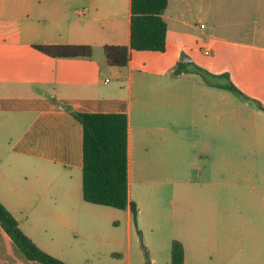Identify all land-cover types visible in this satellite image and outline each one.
I'll use <instances>...</instances> for the list:
<instances>
[{"label": "crops", "instance_id": "1", "mask_svg": "<svg viewBox=\"0 0 264 264\" xmlns=\"http://www.w3.org/2000/svg\"><path fill=\"white\" fill-rule=\"evenodd\" d=\"M162 18L164 52L132 51L128 65L117 68L106 63L103 47L129 45L131 0H0V143L8 145L0 203L37 247L65 264L73 249L49 232L76 234L89 210L82 197V126L72 112L127 116L128 199L137 206L142 236L144 207L159 189H172L179 204L204 213L229 198L226 177L241 198L248 193L250 221H264L258 170L227 174L225 107L236 95L218 85L227 76L247 98L236 96L237 111L252 109L253 124L261 120L264 127V111L254 103L264 107V0H201L198 9L168 0ZM38 45H89L93 55L51 58ZM184 56L192 61L174 76ZM73 170L81 181L71 179ZM123 211L129 232L130 210ZM241 240L239 263L264 264V229L243 230ZM0 264L39 263L28 261L0 228Z\"/></svg>", "mask_w": 264, "mask_h": 264}, {"label": "rangeland", "instance_id": "2", "mask_svg": "<svg viewBox=\"0 0 264 264\" xmlns=\"http://www.w3.org/2000/svg\"><path fill=\"white\" fill-rule=\"evenodd\" d=\"M184 1L192 9L201 6V0ZM208 1L217 3L218 0ZM192 19V24H196L199 29L200 18L193 16ZM229 96L230 99L226 100L225 137L222 142L227 174L236 171L242 174L248 172L250 167H255L260 179L255 183L263 185L264 139L260 136L264 134L263 123L257 120L254 125L251 120L252 109L245 107L237 111L238 98ZM234 116L241 119L233 120ZM7 147V143H0V168L4 164ZM69 176L72 180L78 178L81 181V172L78 170H73ZM234 183L232 177H226L224 190L229 193V198L223 205L217 208L210 206L204 213L200 207L189 208L179 204L174 191L162 187L157 191L154 203L144 207L143 236L140 227L133 225L128 232L125 211L91 204H88L89 210L82 213L76 234L55 229H51L49 234L54 241L69 242L73 249L67 256L69 264H146L147 261L151 264H170L172 240L184 244L187 264H240L239 255L244 248L241 232L264 229V221H250L253 212L249 195L247 193L245 198H241L239 188ZM249 188L248 185L244 186L247 191ZM131 193H135L134 187H131Z\"/></svg>", "mask_w": 264, "mask_h": 264}, {"label": "trees", "instance_id": "3", "mask_svg": "<svg viewBox=\"0 0 264 264\" xmlns=\"http://www.w3.org/2000/svg\"><path fill=\"white\" fill-rule=\"evenodd\" d=\"M168 0H131L129 45H106L103 54L109 66L125 68L132 51L164 52L167 25L162 15ZM40 53L51 58L90 59L93 48L89 45H38ZM189 63L180 62L173 75L182 73ZM203 81L210 75L201 68L195 69ZM219 87L247 99L230 82L229 78ZM256 107H264L254 101ZM72 116L82 126V197L92 205L117 210L129 208L134 227L137 226L138 209L128 199V119L120 113H78ZM0 228L14 246L28 260L39 264H65L60 259L37 247L19 228L17 221L0 203ZM146 264H151L149 261ZM170 264H184V247L178 240L170 246Z\"/></svg>", "mask_w": 264, "mask_h": 264}, {"label": "water", "instance_id": "4", "mask_svg": "<svg viewBox=\"0 0 264 264\" xmlns=\"http://www.w3.org/2000/svg\"><path fill=\"white\" fill-rule=\"evenodd\" d=\"M192 60L190 58H188L187 56L183 57V62L184 63H190Z\"/></svg>", "mask_w": 264, "mask_h": 264}, {"label": "built area", "instance_id": "5", "mask_svg": "<svg viewBox=\"0 0 264 264\" xmlns=\"http://www.w3.org/2000/svg\"><path fill=\"white\" fill-rule=\"evenodd\" d=\"M200 27L203 28L202 25H201ZM204 55H205V56H210V51H209L208 49H206V50L204 51Z\"/></svg>", "mask_w": 264, "mask_h": 264}]
</instances>
